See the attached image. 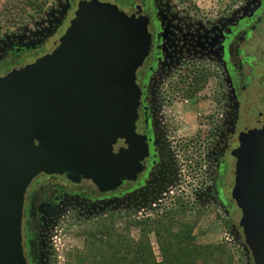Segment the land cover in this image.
<instances>
[{
    "label": "flooded vegetation",
    "instance_id": "obj_1",
    "mask_svg": "<svg viewBox=\"0 0 264 264\" xmlns=\"http://www.w3.org/2000/svg\"><path fill=\"white\" fill-rule=\"evenodd\" d=\"M82 1L67 0L62 16L36 38L2 46L0 77L52 53ZM99 1L120 5L129 16L148 19L150 53L137 72L142 92L137 134L145 139L148 152L138 174L114 192L101 193L91 181L74 182L67 176L35 178L26 194L23 217L28 264H46L49 228L70 204L91 208L117 200L146 204L173 188L181 177L180 151L194 157L182 159L191 167L194 181H199L206 163L213 165L209 197L241 228V161L250 160L249 165L252 151L264 142V0H245L217 21L206 19L201 27L168 10L162 0H135L127 8L111 0ZM183 78L186 97L179 96ZM184 103L187 106L182 107ZM193 116L206 119L195 134L203 137L179 140ZM242 136L251 138L245 154L241 153ZM121 149H128L125 140L117 142L114 153Z\"/></svg>",
    "mask_w": 264,
    "mask_h": 264
},
{
    "label": "water",
    "instance_id": "obj_2",
    "mask_svg": "<svg viewBox=\"0 0 264 264\" xmlns=\"http://www.w3.org/2000/svg\"><path fill=\"white\" fill-rule=\"evenodd\" d=\"M148 24L111 3L84 0L52 53L0 77V264H28L24 206L39 175L91 181L109 193L140 171L148 147L137 134V72L150 53ZM119 140L128 149L116 154ZM260 147L249 165L241 161L238 203L254 264H264Z\"/></svg>",
    "mask_w": 264,
    "mask_h": 264
},
{
    "label": "rangeland",
    "instance_id": "obj_3",
    "mask_svg": "<svg viewBox=\"0 0 264 264\" xmlns=\"http://www.w3.org/2000/svg\"><path fill=\"white\" fill-rule=\"evenodd\" d=\"M67 0H0V48L8 41L17 39L36 38V34L42 32L46 27L52 25L56 19L62 16ZM127 8L135 0H111ZM245 0H162L168 10L173 9L180 17L192 22V25L201 27L206 19L209 21L217 19L221 14L232 10L235 6H241ZM121 10L122 7L117 5ZM73 17V11L69 14ZM258 54V52H256ZM0 75L2 72L0 71ZM179 81V80H176ZM185 79L179 81L183 86L179 96L186 97ZM177 83V82H176ZM182 107L187 106L186 103ZM179 107V106H178ZM181 107V105H180ZM187 116H190L188 110ZM206 119L198 117L188 119V128L192 131L182 130L178 135L179 140H187L195 137H203L196 134L199 125H205ZM249 136H242L241 153L245 154L246 144L250 141ZM185 144V142H184ZM193 154V152H192ZM180 181L173 188L162 192L152 202L142 204L135 202L112 201L103 203L97 208H91L81 203L70 204L58 215L49 228L47 236V262L46 264H66L69 254L75 249H82V239L79 231L93 220L98 219L106 211H122L123 218L128 219L126 213L133 214L132 218L147 219L165 210L172 209L178 200L188 205L190 212L186 220L194 226V241L200 246H222L225 245L232 255V264H254L250 242L245 239L240 227L234 226L229 216L211 201V177L213 170L211 163H206V170L203 168L199 181L192 180L189 164L185 157H194L188 151H180ZM191 158V159H192ZM189 166V167H188ZM191 168V167H190ZM208 173V174H205ZM208 176V177H207ZM238 218V217H237ZM125 221V219H124ZM122 222V224L124 223ZM137 236L135 231L132 232ZM156 251L158 261H161V254L158 247V240L154 235L150 236ZM200 264H213L202 260ZM226 261V260H225Z\"/></svg>",
    "mask_w": 264,
    "mask_h": 264
},
{
    "label": "trees",
    "instance_id": "obj_4",
    "mask_svg": "<svg viewBox=\"0 0 264 264\" xmlns=\"http://www.w3.org/2000/svg\"><path fill=\"white\" fill-rule=\"evenodd\" d=\"M189 212L181 200L172 209L147 219H133L129 212L126 219L122 211L108 210L79 231L82 249L71 251L66 264H200L202 260L232 264L234 258L225 245L195 244L194 226L186 220ZM151 235L158 240L161 261Z\"/></svg>",
    "mask_w": 264,
    "mask_h": 264
}]
</instances>
